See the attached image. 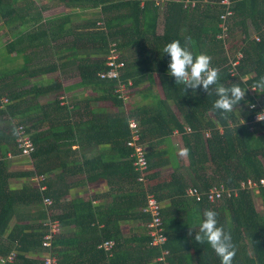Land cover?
Masks as SVG:
<instances>
[{"label": "trees", "instance_id": "16d2710c", "mask_svg": "<svg viewBox=\"0 0 264 264\" xmlns=\"http://www.w3.org/2000/svg\"><path fill=\"white\" fill-rule=\"evenodd\" d=\"M52 1L54 5L62 4L69 9H93L95 15L91 20L73 25L74 18L68 14L45 18L42 13L50 4L43 0H0V28L6 27L3 35H0V57L4 62L0 63V255L5 257L12 250L17 252L14 261L6 264H41L31 255L41 250L42 237L48 230L45 225L48 217L40 214V221L31 225L11 226L10 221L16 216L19 205H30L35 201L42 205L43 198L49 197L46 188L40 190L29 180L35 174L47 178L52 170V167L44 166L43 155L57 146L53 143L50 145L47 138H56L62 132L79 137L78 126L75 130L73 121L69 127H66L67 122L57 124L61 118L70 119L71 114L79 108L77 104H64L61 107L57 94L53 101L32 105L37 98L33 94L35 91L39 94L50 88L55 91L62 88L55 84L58 81L51 84L46 81V86L42 82L29 80L41 77L48 69H29L27 64L16 67L5 65V62L11 64L17 55L23 56L27 62L25 45L32 46L34 39L42 40L45 29L51 30L49 37L53 40L64 35L72 37L67 45L63 44L68 54L61 59H77L80 55L77 70L81 85L101 93L97 99H109L117 106V113L97 115L100 123L96 141L110 142L113 149L119 151L121 148L123 153L118 152L120 157L116 156L109 162L100 158L97 164L96 161H85L87 169L97 168V165L101 170L98 177L117 185L125 177L128 186L120 194H110L112 200L100 211L97 220L92 211L89 217L73 213L71 222L76 227L73 238L59 235L67 214L50 215L60 224V232L51 243L57 263L221 264L207 242L199 244L194 240L195 232L199 231L198 218L202 219L205 209H211L217 212L218 223L231 232L236 246L233 264H264V185H259L257 190L241 186L242 181L264 178V121L254 120L264 109V93L246 90L245 100L251 101L254 107L241 101L243 121L234 114L224 119L213 108L218 98L215 86L210 87V94L201 89L194 94L191 89L184 92L183 85H177L174 77L168 74L170 58L163 52L164 46L174 39L180 40L182 45L189 41L188 47L194 53L203 51L211 56L212 66L220 70V83L252 87L259 77L264 76V0H230L232 14L227 19L228 33L230 35V32L238 29L243 34L240 47L242 57L236 65L230 62L236 59V55L229 56L224 48L225 40L218 37L222 21L220 14L225 8L221 0H191L194 4L188 3L186 6L185 0ZM157 2L165 5L162 14L164 27L160 32L157 26L162 7ZM248 20L255 37L249 33ZM32 24L35 25L34 30H29ZM31 35L34 38H30ZM1 36H7L4 44ZM112 42L116 43L125 66L120 70L119 79H101L98 73L107 68L105 61ZM31 48L34 49V46ZM154 73L158 75L163 98L154 100L153 97L152 102L136 103L126 109L116 91L118 82L127 84L131 80L129 88L139 89L145 79L152 81ZM29 83L31 86L27 88ZM146 94L143 99L153 96L150 92ZM2 98H7V102H2ZM38 110L42 116L37 123V119L34 121L29 113ZM62 111L67 113L63 114ZM90 116L87 134L94 130L91 119L96 117V112L90 110ZM129 118L139 123L141 139L146 144L149 170L147 189L154 193L161 204L160 215L167 239L160 246L149 244L151 238L146 224L152 219V213L144 209L145 187L136 179L138 174L132 163L131 150L126 146L130 138ZM45 119L52 124L50 128L53 132L49 136H44L43 130L35 132ZM54 124L65 125L64 131L52 128ZM18 126L30 137L34 151L29 157L20 155L30 161L24 174L26 185L11 189L8 180L12 173L8 171L5 158L13 156H8V152L18 155ZM174 132L179 133L182 148L188 149L185 154L187 164L176 163L174 152L167 146ZM163 144L165 147L160 150L159 145ZM159 155H164V160L159 161ZM160 165H171L173 170L167 179L154 184L151 180L158 176V172L153 170ZM87 176L92 178L90 171ZM111 176L116 179H109ZM46 183V180L42 182ZM221 186L230 189V196L225 195L217 202H210L203 192ZM189 187H196L203 193L201 200L186 193ZM126 218L144 223L145 231L125 237L119 222ZM99 223H103V226L98 228ZM189 229L193 231L191 236ZM110 239L115 245L109 254L99 244ZM64 246L71 248L66 250ZM162 250H167L163 256ZM159 256L163 259L157 260Z\"/></svg>", "mask_w": 264, "mask_h": 264}, {"label": "crops", "instance_id": "0c3cea01", "mask_svg": "<svg viewBox=\"0 0 264 264\" xmlns=\"http://www.w3.org/2000/svg\"><path fill=\"white\" fill-rule=\"evenodd\" d=\"M158 1L161 2V0ZM48 2L49 0H46V3ZM160 2H157V4H160V7H162V9L160 8V17L158 19V32H160L164 27L162 14L165 10L163 9V6L165 7V5ZM52 5L53 6L49 5L50 7L43 11L42 14L45 18L68 14L74 18V25L77 22L79 23L81 21H86L89 19L91 20L92 16L95 15L93 9H69L62 4ZM53 7H57L58 9L56 10V12L51 13L50 9ZM34 26L35 25L32 24L29 30H34ZM70 29L76 30L78 28ZM0 30H3V33L5 29L0 28ZM50 31L45 29L43 33V39H34V41L32 42V46H29V44L25 45V47H27L25 48V50H28L27 52H25L28 55L27 62H25L23 56L17 55L18 57L12 59L11 64L8 63V65L16 67L18 65L27 64L29 69H48L46 73L42 74L41 77H34L30 78L29 80H36L37 83L42 82V84H46V86L48 85L46 81H48L50 84L58 81L59 83L55 84H59L60 86H62V88L58 91L50 88L46 92H39V94H37V91H35L33 94L37 98L34 99L32 105H36L37 102L46 104V102H49L51 100L53 101L54 98H56L57 94H59L57 97L59 98V100H61L59 104L61 107H64V104H77V107L79 108L76 110V112L71 114L73 116H71L70 119L67 118V120H63L66 118H61V120L58 121L57 124H64V122H67L66 127H69L70 122L73 121L75 123V130L77 129L76 125L78 126L79 137H73L69 135V132H62L59 135H56V138H54L53 136H49V134L53 132L50 128L52 124L48 123V120L46 119L36 128L37 130L35 132L43 130L44 136H49L47 138V141H49L50 145H52L53 143L57 146L53 151H48L43 155V159L45 161L44 166L47 165L48 167H52V170L48 172V177L46 178L47 183L45 186H47L46 192L48 193L49 197L53 199V205L50 208H47L43 204V202L41 205L36 201L31 203L30 205H19L18 207H16V216H13L11 218L10 225H31L33 223H37L38 221H40L38 216L40 214H44L45 217H48L51 214L52 216H63L67 214L66 218H64L65 222L64 224H62L61 233L59 235L63 238L70 239L74 237L76 231L75 225L73 224V222H71L73 213H77L80 215L85 214L86 217H89L91 216L90 214L92 211L93 217L96 218L97 215L100 214V211H102L104 207L112 200V196L110 194H120L122 190L126 189L128 186L125 183V177L122 178V181H120L119 185H117L116 183L111 184L105 178L98 177V174L101 172V170L97 165L95 166V163H93V167L95 166L97 168H90V170L87 169L85 161H96L97 164L98 160L106 159L109 162V160L112 161L116 156H119V153H123V150L121 148L119 151L113 149V145L110 142L96 141L98 140L97 135L99 131L97 130V127L100 123L97 115H101L104 113H117V106H115L109 99H97L101 93L91 90L90 87L81 85V77L77 70V64L79 63L78 59H80V55H78L77 59H61L68 54V52L64 50L63 44L67 45L72 37L70 35H64L62 36V38L58 37L57 40H53L49 37ZM29 37L34 38L32 35ZM4 41H1L2 44L5 43ZM38 44L43 45L40 47H35ZM33 46L34 49L31 48ZM83 54L84 53L82 52V55ZM18 58H21V61L18 60L19 62L17 63L16 61ZM1 62H3V58L0 57V63ZM151 79L152 81L154 80L155 82H159V78L156 73L151 76ZM148 81L151 80L148 78L145 79L141 87H143L146 82L149 83ZM30 86L31 84L29 83L27 85V88H29ZM133 88V104H143V102H148L146 99H140L145 94H138L139 89L137 87ZM160 91V95L163 98L161 86ZM133 104H131L130 107ZM90 110H94L96 112V117L91 119V124L93 125L94 130L87 134V130L90 127L87 123V121L89 120L88 118H91V116L88 117V112ZM62 113L66 114L67 112L62 111ZM29 114L33 117L34 121L37 119V123L38 119L42 116L39 110L30 111ZM64 126L65 125L55 126L54 124L52 128H54L55 130L59 129L64 131ZM180 141L181 140L179 133L174 132L173 135L169 137L167 146L170 147L174 152L176 163L182 165L187 164V161L183 162L182 160L184 158L187 159V157L185 154H180L179 150L182 148V144ZM164 147V144L159 145L160 150ZM14 154L15 153H12L13 156H11L10 158H5L7 160L6 162L8 171L12 173V175L9 177L8 183L11 189H19L23 188L26 185L24 181V174L27 172V169L30 166V161L24 156ZM164 158V155H159L158 160L162 161L164 160ZM63 168L65 171H63ZM172 170L173 167L171 165H160L159 167H156L153 171L158 172V176L154 177L151 182L155 184L157 182H160L161 180L167 179ZM88 171H90V175L92 176V178H88ZM108 175L110 176L109 171ZM118 176H121L120 173ZM108 178L111 180L116 179L113 176ZM73 204H75V206ZM119 225L125 237L131 236L133 233L145 231L144 223H140L139 220L131 218L120 220ZM101 226H103V223L98 224V228ZM63 248L66 250H70L71 247L68 248L64 246ZM31 256H33L35 260L37 259L35 253Z\"/></svg>", "mask_w": 264, "mask_h": 264}, {"label": "built area", "instance_id": "2783aa9c", "mask_svg": "<svg viewBox=\"0 0 264 264\" xmlns=\"http://www.w3.org/2000/svg\"><path fill=\"white\" fill-rule=\"evenodd\" d=\"M191 0H185V6L190 3L191 5L194 4V1ZM221 4H225L224 11L220 14V18L222 19L219 26L221 27V32L218 35L220 39H226L228 37V25H227V19L232 14V10L230 9V0H221ZM214 4V3H213ZM258 39V38H256ZM109 54L106 57L105 65L107 68L105 70H102L98 73V76L101 79H119L120 76V70L125 66V63L123 59H120L121 53L116 48V43L112 42L110 44ZM242 57L241 51H239V54L236 55V59L234 61H230L232 65H236L238 63V60ZM234 74V72H232ZM118 87L116 89L117 92H119V96L123 99V105L126 109L127 108V97L128 93L125 92V89L129 88L130 85H132L131 80H128L126 83H120L118 82ZM130 89V88H129ZM250 93L255 92L254 90L248 89ZM258 94V93H256ZM2 102L6 103L7 98H2ZM253 105V104H252ZM258 117H264V109L261 110L259 114H257L254 118V120H258ZM128 128L130 131V138L126 142V146L130 148L131 153L130 156L133 158L132 163L134 166L135 171L137 172V181L141 182L143 187H145L146 191V207H144L145 210H149L152 213V219L147 222V233L150 236V245L156 246V245H162L165 243L167 237L164 233V229L162 226V217L160 215V207L161 204L158 202L156 197L154 196V193L150 190L148 191V160H147V148L145 142L141 139L140 134V126L137 120L134 118H129L128 120ZM19 130V136L16 138L17 141V149H18V155H26L30 156L31 153L34 151L33 143L28 135H25L24 130L21 126H18L17 128ZM12 153L9 152L8 156H11ZM31 183H33L35 186H37L40 190H44L46 188L45 184H42L44 180H46V177L44 175H34L29 178ZM259 185H264V178H259L258 180L248 179L246 182L242 181L241 186L243 188H252V190H257ZM186 193L192 197H194L196 200H201L203 193L207 197V199L214 203L221 199L222 196H230V189H226L224 186H221L220 188L213 187L207 192L201 193L196 187H189L186 189ZM43 204L50 208L53 205V200L51 197H44L43 198ZM46 226H48V230L42 237L41 241V250L37 252L36 258L39 259L41 264H58L57 263V257L54 255V252L51 248V243L54 238L59 232H60V224L58 220L52 219V217L48 216V220L45 223ZM115 245V242L113 240H105L101 244H99L100 248H103L106 252L109 254L113 250ZM167 253V250H162V256ZM16 250L10 251L5 257L0 255V264H6L7 262H13L16 257ZM163 257H158L157 260H162Z\"/></svg>", "mask_w": 264, "mask_h": 264}, {"label": "clouds", "instance_id": "9594fccd", "mask_svg": "<svg viewBox=\"0 0 264 264\" xmlns=\"http://www.w3.org/2000/svg\"><path fill=\"white\" fill-rule=\"evenodd\" d=\"M188 42L181 44L180 40L174 39L168 42L163 52L169 56L168 74L174 77L177 85H183V91L191 89L193 94L197 89L209 93V89L215 86V94L218 97L213 108L221 113L222 118L227 119L229 115H236L241 118L240 102L245 101L249 107H254L251 101L245 100L248 89L257 93H264V76L249 88H243L238 83L226 86L220 83V70L212 66V58L206 52L194 53L189 47ZM258 120L264 121V117H258ZM242 124V123H241ZM180 154L188 152L187 148H181ZM217 212L211 209L203 211V217L199 220V231L195 232L194 240L199 244L207 242L220 258L221 264H233L236 255V246L233 243L232 235L217 220ZM189 229V235H192Z\"/></svg>", "mask_w": 264, "mask_h": 264}, {"label": "rangeland", "instance_id": "374dc122", "mask_svg": "<svg viewBox=\"0 0 264 264\" xmlns=\"http://www.w3.org/2000/svg\"><path fill=\"white\" fill-rule=\"evenodd\" d=\"M43 2L46 3V0H43ZM48 4H50V6H53L52 5L53 1L49 0ZM57 9H58L57 7L56 8L53 7V8L50 9V12L51 13L52 12H56ZM247 24H248L249 33L251 34L252 37H255V33L253 31V28H252L251 24L249 23V20L247 21ZM1 28H6V27L2 26ZM2 31L3 30H0V34L2 33ZM1 38H2L1 41H4V40H6L5 38H7V36H1ZM242 39H243V34H241L238 31V29L234 30L233 32H230V35L228 34V37L225 39L226 43H224L225 44L224 48H225L226 53L229 56H231V55L234 56V55H238L239 54L238 51H240V47H241V45L243 43ZM27 51L28 50H24V52H27ZM18 60L21 61V58L17 59V61H16L17 63L19 62ZM1 63H3V62H1ZM5 65H8V63L5 62ZM148 82L149 83L146 82V84L143 87L139 88L138 94L143 95V94H146V93L150 92L153 96L150 97V95H149L148 98H145L147 101H150V102H152L151 99H153V97H155L154 100H156L158 98H162L161 95H160L161 91H160L159 82L158 81L155 82L154 80L153 81H148ZM125 92L128 93L126 104H127V108L129 109L130 105L133 104L132 101H133L134 88H130V89L127 88V90L125 89ZM142 97L140 99H143ZM205 135L207 136L208 133H205ZM182 160H183V162L187 161L186 158H184Z\"/></svg>", "mask_w": 264, "mask_h": 264}]
</instances>
